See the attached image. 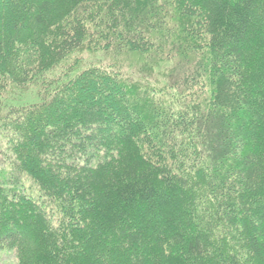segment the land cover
<instances>
[{
    "label": "trees",
    "instance_id": "1",
    "mask_svg": "<svg viewBox=\"0 0 264 264\" xmlns=\"http://www.w3.org/2000/svg\"><path fill=\"white\" fill-rule=\"evenodd\" d=\"M85 41L194 66L4 105ZM0 161L16 264H264V0H0Z\"/></svg>",
    "mask_w": 264,
    "mask_h": 264
},
{
    "label": "rangeland",
    "instance_id": "2",
    "mask_svg": "<svg viewBox=\"0 0 264 264\" xmlns=\"http://www.w3.org/2000/svg\"><path fill=\"white\" fill-rule=\"evenodd\" d=\"M183 54H185V52ZM151 62H153V64H151ZM185 63L189 62L185 61L184 58L182 59V56L167 60L161 58L155 62L153 56L149 57L145 54L127 51L119 52L116 50H102L101 48L92 47L85 41L79 49L68 55L57 68L44 74L42 79H37L26 85H17L8 82L2 98L4 105L7 108L36 104L37 102H40L45 85L52 82V85L49 88H53L56 84V82L53 81L58 80V82H63L69 80L89 67L105 66L110 68H120L124 71H135L138 69L148 73L157 81L164 83L171 77L182 78L187 75L186 70L188 68H193L194 64L190 62L189 64H191V66H189ZM140 72L137 76H141ZM170 74H173V76H169ZM25 179L26 187L32 188L31 185H33L35 188L33 189L36 191L37 188L32 181L26 177ZM0 264H16V260L11 252H0Z\"/></svg>",
    "mask_w": 264,
    "mask_h": 264
}]
</instances>
